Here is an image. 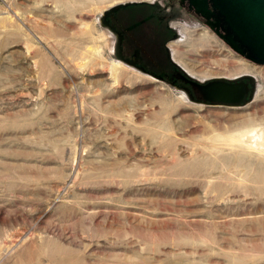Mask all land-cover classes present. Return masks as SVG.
I'll return each mask as SVG.
<instances>
[{
    "label": "rangeland",
    "instance_id": "rangeland-1",
    "mask_svg": "<svg viewBox=\"0 0 264 264\" xmlns=\"http://www.w3.org/2000/svg\"><path fill=\"white\" fill-rule=\"evenodd\" d=\"M127 1L0 0V264H264L262 67L218 74L254 62L178 11L187 72L254 76L244 104L191 100L113 54Z\"/></svg>",
    "mask_w": 264,
    "mask_h": 264
},
{
    "label": "flooded vegetation",
    "instance_id": "flooded-vegetation-1",
    "mask_svg": "<svg viewBox=\"0 0 264 264\" xmlns=\"http://www.w3.org/2000/svg\"><path fill=\"white\" fill-rule=\"evenodd\" d=\"M190 1L165 0L164 4L159 0L120 2L106 8L101 14V21L114 36L112 52L115 56L130 66L155 74L160 80L181 89L188 98L191 94L194 100H203L199 87L186 80L189 76L185 73V68L173 59L168 45L176 37L170 20L179 17L178 11L197 18L212 31L210 23L215 22L214 13L206 18L195 12ZM204 3L207 10L215 11L211 0H204ZM221 24L222 21L214 28L222 31ZM216 76L206 80L196 77L190 79L208 82ZM242 80L247 82L249 93L252 86L247 79Z\"/></svg>",
    "mask_w": 264,
    "mask_h": 264
},
{
    "label": "water",
    "instance_id": "water-1",
    "mask_svg": "<svg viewBox=\"0 0 264 264\" xmlns=\"http://www.w3.org/2000/svg\"><path fill=\"white\" fill-rule=\"evenodd\" d=\"M136 1L138 0L129 2ZM190 2L195 8V12L206 18L210 16V13H214L215 22L210 23L212 31L233 51L260 65L264 72V0H211L215 9L213 12L206 9L204 0H191ZM220 21H222V31L214 28ZM184 71L189 76V78L185 77L186 80L198 86L203 94V100H194L193 96L189 94L191 100L203 103L241 105L253 98L254 76L251 74L233 77L219 75L210 78L208 82H199L190 79L195 76L185 69ZM149 74L159 78L155 74ZM242 79H247L252 86L249 93L247 82Z\"/></svg>",
    "mask_w": 264,
    "mask_h": 264
},
{
    "label": "bare ground",
    "instance_id": "bare-ground-1",
    "mask_svg": "<svg viewBox=\"0 0 264 264\" xmlns=\"http://www.w3.org/2000/svg\"><path fill=\"white\" fill-rule=\"evenodd\" d=\"M38 1H43L44 0H38ZM54 3H59V4H64V2L66 0H53ZM4 9V8H3ZM199 38V37H198ZM240 62V61H239ZM231 62L228 61V59L225 60V63H224V66L227 67L229 66ZM235 66L229 70H227L226 72H221V71H218V74L219 73H226V75H233V74H236L237 72H240L241 70L243 71H249V72H252V73H261V66L260 65H255L254 63H247L243 60H241L240 64H234ZM223 75V74H222ZM205 130V133L206 134H209L208 131L212 132L215 130V127L213 125H208V126H204L203 128ZM217 135L219 136L218 133H215L214 136ZM228 138V137H227ZM233 139V137H231ZM239 140V139H238Z\"/></svg>",
    "mask_w": 264,
    "mask_h": 264
}]
</instances>
